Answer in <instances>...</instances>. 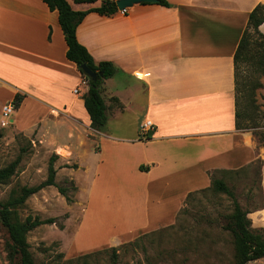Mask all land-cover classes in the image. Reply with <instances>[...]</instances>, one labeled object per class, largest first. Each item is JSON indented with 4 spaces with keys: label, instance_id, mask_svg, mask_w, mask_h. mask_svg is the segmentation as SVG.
<instances>
[{
    "label": "crops",
    "instance_id": "1",
    "mask_svg": "<svg viewBox=\"0 0 264 264\" xmlns=\"http://www.w3.org/2000/svg\"><path fill=\"white\" fill-rule=\"evenodd\" d=\"M67 1L76 11L101 4ZM167 1L171 7L136 4L127 15L93 12L79 25L78 41L95 62L117 69L100 87L108 122L96 131L84 102L89 88L67 58L59 12L43 0H0V122L2 108L23 95L12 132L72 148L77 167L95 172L89 199L107 177L105 161L120 167V180H133L117 197L137 203L134 217L126 213L140 219L132 220L136 232L174 224L189 195L211 187L214 172L238 170L259 156L253 135L236 126L234 55L250 13L264 0ZM131 105L139 110L136 133L110 132V116L119 118ZM145 120L156 125L148 141L140 136ZM249 218L253 228H264V207ZM109 228L106 219L97 227L100 236L87 224L83 234L100 239Z\"/></svg>",
    "mask_w": 264,
    "mask_h": 264
},
{
    "label": "rangeland",
    "instance_id": "2",
    "mask_svg": "<svg viewBox=\"0 0 264 264\" xmlns=\"http://www.w3.org/2000/svg\"><path fill=\"white\" fill-rule=\"evenodd\" d=\"M259 81L263 87L256 90L254 100L257 120L263 128L248 130L257 144L259 156L245 167L216 171L210 178L224 180L245 211L264 207V76ZM138 113L139 110L131 105L119 118L111 115L107 128L117 136H132L136 133ZM1 122L0 169L19 157L21 162L15 175L7 183L0 184V202L17 197L24 187H36L45 182L53 156L58 157L56 183L66 189L71 200L67 201L51 186L31 196L17 209L21 221L29 216L57 220L55 224L42 225L28 234L35 264H237L231 230L235 206L228 195L214 191L212 186L194 192L174 224L154 231L136 232L132 220L140 219H128L126 213L134 217L137 203L117 197L133 180H120V167L105 161L109 167L102 166L101 172L107 177L99 179L89 199L88 182L95 172L73 168L77 164L72 148L59 146L53 140L39 139L36 134L14 133L10 127L12 123L1 127ZM84 217V225L76 239V230ZM106 219L110 231L100 239L86 232L83 234L87 224L92 234L100 236L96 233L97 227ZM11 244L9 233L0 221V264H20L18 256L10 254Z\"/></svg>",
    "mask_w": 264,
    "mask_h": 264
},
{
    "label": "trees",
    "instance_id": "3",
    "mask_svg": "<svg viewBox=\"0 0 264 264\" xmlns=\"http://www.w3.org/2000/svg\"><path fill=\"white\" fill-rule=\"evenodd\" d=\"M52 11L59 12L60 24L68 46L67 58L74 62L83 78L88 80L89 89L84 95L85 107L91 118V128L103 131L107 125V106L101 95L100 87L105 80L112 78L117 69L108 61L96 63L89 51L78 41L77 29L85 17L90 13L112 16L119 12L117 0H75L78 4H95L100 6L87 11H76L67 0H43ZM158 5L171 7L167 0H158ZM264 24V6L258 5L249 15L247 29L244 31L234 55L235 70V95H236V126L238 130L261 129L263 124L257 120V107L254 95L257 89L263 87L259 79L264 76V34L260 27ZM86 64L94 72L102 74L97 81H92L86 76L81 66ZM24 96L17 94L14 102L19 108ZM246 103L243 106V103ZM254 109V110H253ZM250 110V111H249ZM58 157L53 156L50 160L49 175L45 182L36 187H24L17 197H12L6 202H0V221L7 229L11 244V256H18L20 264H35L28 234L34 229L46 225L55 224V218L41 220L29 216L21 221L17 215V209L23 206L33 195L46 187H56L59 193L71 201L67 196L66 189L56 183L57 169L55 163ZM21 162L17 158L9 166L0 169V184L7 183L16 173ZM73 168H78L76 165ZM144 170V167H141ZM211 186L214 191L228 195L234 202V212L231 216L234 234V244L237 264H247L264 258V229H253L252 220L249 218L250 211L242 209L235 199V193L222 179H212ZM192 194V193H191ZM190 194V195H191ZM189 195V196H190Z\"/></svg>",
    "mask_w": 264,
    "mask_h": 264
},
{
    "label": "built area",
    "instance_id": "4",
    "mask_svg": "<svg viewBox=\"0 0 264 264\" xmlns=\"http://www.w3.org/2000/svg\"><path fill=\"white\" fill-rule=\"evenodd\" d=\"M122 15H127L129 13V8L123 9L119 11ZM82 86L89 88V83L88 80H86L85 78L82 81ZM75 94H81V90L80 89H75L74 90ZM16 103L10 102L8 104H6L3 108H2V122H1V126L3 127H7L11 124V119L13 118L15 112H16ZM156 130V125L152 120H145L141 125H140V136H141V140H145L148 141L152 138L153 133Z\"/></svg>",
    "mask_w": 264,
    "mask_h": 264
},
{
    "label": "water",
    "instance_id": "5",
    "mask_svg": "<svg viewBox=\"0 0 264 264\" xmlns=\"http://www.w3.org/2000/svg\"><path fill=\"white\" fill-rule=\"evenodd\" d=\"M158 0H117V6L119 10H123L126 8H131L136 4H141V3H157ZM81 69L83 73L88 76L92 81H97L98 78L102 74H98L94 72L91 68H89L86 64L81 66Z\"/></svg>",
    "mask_w": 264,
    "mask_h": 264
},
{
    "label": "bare ground",
    "instance_id": "6",
    "mask_svg": "<svg viewBox=\"0 0 264 264\" xmlns=\"http://www.w3.org/2000/svg\"><path fill=\"white\" fill-rule=\"evenodd\" d=\"M62 153V155H65V153L64 152H61Z\"/></svg>",
    "mask_w": 264,
    "mask_h": 264
}]
</instances>
